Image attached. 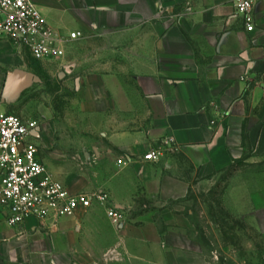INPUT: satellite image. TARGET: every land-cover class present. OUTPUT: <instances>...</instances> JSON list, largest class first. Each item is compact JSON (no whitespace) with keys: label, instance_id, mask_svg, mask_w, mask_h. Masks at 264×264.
<instances>
[{"label":"crops","instance_id":"crops-1","mask_svg":"<svg viewBox=\"0 0 264 264\" xmlns=\"http://www.w3.org/2000/svg\"><path fill=\"white\" fill-rule=\"evenodd\" d=\"M33 2L51 28L81 33L60 61L59 78L75 80L77 94L70 129L77 139L61 142L92 155L95 174L110 175L98 191L126 220L117 228L94 206L54 225L29 220L10 228L0 207V264H205L183 240L158 232L155 210L132 213L188 192L186 181L167 172L175 154L142 161L164 138L175 140L176 157L200 176L230 172L222 206L259 239L264 264V0L255 1L251 33L234 14L236 0ZM28 55L0 40L4 111L6 77L25 71ZM50 133L38 125L44 147H52L43 139Z\"/></svg>","mask_w":264,"mask_h":264},{"label":"rangeland","instance_id":"rangeland-1","mask_svg":"<svg viewBox=\"0 0 264 264\" xmlns=\"http://www.w3.org/2000/svg\"><path fill=\"white\" fill-rule=\"evenodd\" d=\"M26 65L27 69L18 74L22 87L3 99L6 112L35 121L42 128H51L50 135L44 134L43 139L50 138L52 147H44L39 140L36 144L42 160L56 179L77 193L101 190L99 185L107 183L110 175L95 174L98 161L92 155L88 156L84 151L78 153L76 148L68 150L67 144L61 142L77 139L70 130L77 125L75 80L68 85L59 78L64 74L60 62L37 61L28 55ZM59 148L66 150L65 155L60 151L58 157L55 156ZM172 156L175 158L167 172L189 184L185 198L170 200L157 207L141 203L132 213L155 210L158 232L172 236L171 241L175 243L183 240L192 257L205 264H262L259 239L222 206L221 192L230 172L205 178L184 159L176 154ZM176 232L182 233V239L176 238Z\"/></svg>","mask_w":264,"mask_h":264},{"label":"built area","instance_id":"built-area-1","mask_svg":"<svg viewBox=\"0 0 264 264\" xmlns=\"http://www.w3.org/2000/svg\"><path fill=\"white\" fill-rule=\"evenodd\" d=\"M256 0H236L235 16L242 19L246 32L254 31L253 9ZM80 32L65 33L51 28L33 0H0V40L25 49L42 62H60L69 45L81 38ZM264 99V88L262 91ZM38 123L28 121L0 108V207L6 211L10 228L29 220L54 225L74 217L78 210L102 207L110 223L121 227L124 214L110 202L105 191L72 193L48 170L36 140ZM173 138H164L156 148L143 155L146 164L159 163L166 153L176 154ZM118 166L129 163L119 160Z\"/></svg>","mask_w":264,"mask_h":264},{"label":"water","instance_id":"water-1","mask_svg":"<svg viewBox=\"0 0 264 264\" xmlns=\"http://www.w3.org/2000/svg\"><path fill=\"white\" fill-rule=\"evenodd\" d=\"M17 73H9L6 77L4 90H3V98L8 97L12 92L19 90L22 87L21 78Z\"/></svg>","mask_w":264,"mask_h":264}]
</instances>
